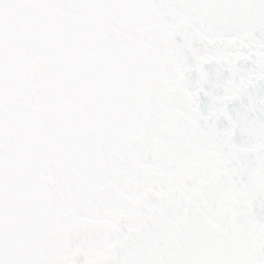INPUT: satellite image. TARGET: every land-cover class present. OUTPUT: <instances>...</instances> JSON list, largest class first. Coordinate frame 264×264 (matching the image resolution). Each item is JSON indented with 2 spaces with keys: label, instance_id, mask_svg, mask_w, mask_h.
I'll return each instance as SVG.
<instances>
[{
  "label": "snow or ice",
  "instance_id": "1",
  "mask_svg": "<svg viewBox=\"0 0 264 264\" xmlns=\"http://www.w3.org/2000/svg\"><path fill=\"white\" fill-rule=\"evenodd\" d=\"M0 264H264V0H0Z\"/></svg>",
  "mask_w": 264,
  "mask_h": 264
}]
</instances>
